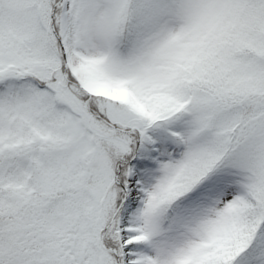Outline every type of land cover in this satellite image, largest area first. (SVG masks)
Here are the masks:
<instances>
[{
    "label": "snow or ice",
    "instance_id": "obj_1",
    "mask_svg": "<svg viewBox=\"0 0 264 264\" xmlns=\"http://www.w3.org/2000/svg\"><path fill=\"white\" fill-rule=\"evenodd\" d=\"M0 264H264V0H0Z\"/></svg>",
    "mask_w": 264,
    "mask_h": 264
}]
</instances>
